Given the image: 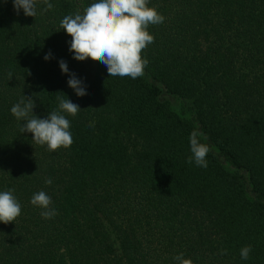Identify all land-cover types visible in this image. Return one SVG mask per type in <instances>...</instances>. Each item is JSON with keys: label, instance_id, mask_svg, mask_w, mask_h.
Masks as SVG:
<instances>
[{"label": "trees", "instance_id": "16d2710c", "mask_svg": "<svg viewBox=\"0 0 264 264\" xmlns=\"http://www.w3.org/2000/svg\"><path fill=\"white\" fill-rule=\"evenodd\" d=\"M49 2L44 11L37 0L32 17L0 0V191L21 204L15 222H0V264H178L180 253L193 264H264V0H149L165 19L149 25V62L135 79L69 51L61 20L97 0ZM57 96L81 109L65 114L71 146L49 151L10 109L30 97L31 115L46 118ZM194 129L210 147L206 168L187 163ZM40 191L51 219L31 204Z\"/></svg>", "mask_w": 264, "mask_h": 264}, {"label": "clouds", "instance_id": "9594fccd", "mask_svg": "<svg viewBox=\"0 0 264 264\" xmlns=\"http://www.w3.org/2000/svg\"><path fill=\"white\" fill-rule=\"evenodd\" d=\"M7 2V0H5ZM46 5L44 11L53 7L49 0H43ZM14 8L19 14L22 8L25 16L37 15V0H13ZM165 17L160 14L156 7L149 6V0H97L86 7L81 14L66 15L60 22V28L71 36L69 51L73 58L84 61L91 58L105 65L110 77H131L133 79L144 75V69L148 60L142 58V51L154 42V36L148 31L149 25H158L164 22ZM51 52L44 59L49 60ZM59 66L63 73L70 72L66 61L61 59ZM9 80L13 74L9 72ZM68 85L77 96L87 94L86 85L77 78L75 73H70ZM59 110L50 111L46 118H41L34 113L36 107L32 98L24 97L10 109L17 120L25 121L21 133H32L33 141L39 145H47L49 151H56L64 147L68 148L73 143L71 123L68 116H76L81 109L70 99L57 96ZM204 134L193 130L190 133L191 155L187 163L193 162L198 167L206 168L208 165L207 155L210 147L200 142ZM47 185L52 184L50 178H46ZM31 204L42 209L41 216L51 219L56 214L52 208V199L44 191L35 193L31 198ZM21 214V204L13 195V190L0 191V222L9 224L15 222ZM252 246L248 245L241 249L240 255L244 260L249 259ZM221 254H226V250ZM178 264H193L191 259L184 258L180 253L174 257Z\"/></svg>", "mask_w": 264, "mask_h": 264}, {"label": "rangeland", "instance_id": "374dc122", "mask_svg": "<svg viewBox=\"0 0 264 264\" xmlns=\"http://www.w3.org/2000/svg\"><path fill=\"white\" fill-rule=\"evenodd\" d=\"M162 97L168 100L171 108L177 111L179 114L186 117L189 116L190 111L187 108L186 104L180 98L164 91L162 92Z\"/></svg>", "mask_w": 264, "mask_h": 264}]
</instances>
